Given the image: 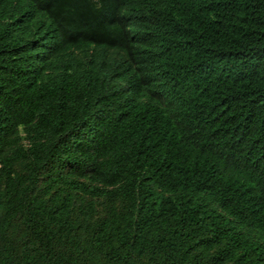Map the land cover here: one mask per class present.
<instances>
[{"label": "trees", "instance_id": "1", "mask_svg": "<svg viewBox=\"0 0 264 264\" xmlns=\"http://www.w3.org/2000/svg\"><path fill=\"white\" fill-rule=\"evenodd\" d=\"M0 264H264V0H0Z\"/></svg>", "mask_w": 264, "mask_h": 264}]
</instances>
